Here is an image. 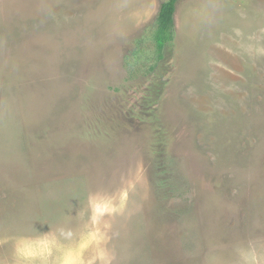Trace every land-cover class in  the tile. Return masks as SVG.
<instances>
[{
    "label": "rangeland",
    "instance_id": "obj_1",
    "mask_svg": "<svg viewBox=\"0 0 264 264\" xmlns=\"http://www.w3.org/2000/svg\"><path fill=\"white\" fill-rule=\"evenodd\" d=\"M162 1L0 0V264H264V0Z\"/></svg>",
    "mask_w": 264,
    "mask_h": 264
},
{
    "label": "trees",
    "instance_id": "obj_2",
    "mask_svg": "<svg viewBox=\"0 0 264 264\" xmlns=\"http://www.w3.org/2000/svg\"><path fill=\"white\" fill-rule=\"evenodd\" d=\"M178 0H163L160 4L153 31L156 59L163 58V50L175 34L174 12ZM152 68V67H151Z\"/></svg>",
    "mask_w": 264,
    "mask_h": 264
},
{
    "label": "clouds",
    "instance_id": "obj_3",
    "mask_svg": "<svg viewBox=\"0 0 264 264\" xmlns=\"http://www.w3.org/2000/svg\"><path fill=\"white\" fill-rule=\"evenodd\" d=\"M44 235L46 237L47 233H45ZM53 244V240L41 238L33 243L25 244L22 248L19 249V251L26 257L34 255L45 256L50 251V248L53 246ZM63 264H69V262L65 260Z\"/></svg>",
    "mask_w": 264,
    "mask_h": 264
},
{
    "label": "crops",
    "instance_id": "obj_4",
    "mask_svg": "<svg viewBox=\"0 0 264 264\" xmlns=\"http://www.w3.org/2000/svg\"><path fill=\"white\" fill-rule=\"evenodd\" d=\"M177 4V3H176ZM175 9H176V6H175ZM176 11V10H175Z\"/></svg>",
    "mask_w": 264,
    "mask_h": 264
}]
</instances>
